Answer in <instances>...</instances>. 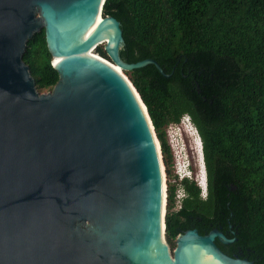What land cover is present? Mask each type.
<instances>
[{
	"label": "water",
	"instance_id": "water-1",
	"mask_svg": "<svg viewBox=\"0 0 264 264\" xmlns=\"http://www.w3.org/2000/svg\"><path fill=\"white\" fill-rule=\"evenodd\" d=\"M103 1L0 0V264H254L222 252L215 240L233 239L217 228L184 230L170 248L165 193L159 239V144L134 87L95 47L121 72H162L120 59ZM40 30L57 73L43 93L22 61Z\"/></svg>",
	"mask_w": 264,
	"mask_h": 264
},
{
	"label": "trees",
	"instance_id": "trees-1",
	"mask_svg": "<svg viewBox=\"0 0 264 264\" xmlns=\"http://www.w3.org/2000/svg\"><path fill=\"white\" fill-rule=\"evenodd\" d=\"M100 13L119 22L122 61L160 67L123 73L145 106L165 174L168 124L188 115L201 142L205 197L181 178L184 197L172 210L175 186L166 181V243L172 248L187 229L217 228L233 239L215 240L222 252L249 249L248 258L264 264V0H104ZM95 50L107 58L101 46ZM22 61L36 91H49L57 73L42 30L27 39Z\"/></svg>",
	"mask_w": 264,
	"mask_h": 264
},
{
	"label": "rangeland",
	"instance_id": "rangeland-1",
	"mask_svg": "<svg viewBox=\"0 0 264 264\" xmlns=\"http://www.w3.org/2000/svg\"><path fill=\"white\" fill-rule=\"evenodd\" d=\"M105 59L108 60L107 58ZM123 75L126 77L124 73ZM43 92L46 91H42V93ZM163 132L169 158V175L165 174L164 168H166V166L163 164L165 185L167 181V184H174L175 190H179V187L176 186L177 180L179 179V173L191 176L192 180L202 179V166L197 143V135L196 132H194L192 125H189L188 122L182 119L178 123H171V127H166V130L164 129ZM161 162L163 163L162 156ZM181 167L184 168L183 171H180ZM168 246L170 247L169 244Z\"/></svg>",
	"mask_w": 264,
	"mask_h": 264
},
{
	"label": "bare ground",
	"instance_id": "bare-ground-1",
	"mask_svg": "<svg viewBox=\"0 0 264 264\" xmlns=\"http://www.w3.org/2000/svg\"><path fill=\"white\" fill-rule=\"evenodd\" d=\"M100 21V16H96L95 19H94V22L91 24V27H89V29L86 31V34L88 32H90L94 26ZM114 33V30H113V27L111 24L108 23V25L104 26V28L102 29V31L100 32V37H98V40L99 42L101 41V38L102 37H109V38H112V34ZM112 40V39H111ZM110 46H113V40L110 41ZM113 70L117 71V72H120L122 74V72L119 70V68L117 67V65H115L114 63L110 62L109 60H106L104 57L102 58ZM54 61V60H53ZM160 168L162 169L163 168V163L161 162L160 163ZM163 177H162V181H163V184H162V190H163V187H164V172L162 173ZM164 191V190H163ZM162 191V200H161V204H160V214H159V219H160V216L164 210V193ZM161 238V219L159 220V239Z\"/></svg>",
	"mask_w": 264,
	"mask_h": 264
},
{
	"label": "built area",
	"instance_id": "built-area-1",
	"mask_svg": "<svg viewBox=\"0 0 264 264\" xmlns=\"http://www.w3.org/2000/svg\"><path fill=\"white\" fill-rule=\"evenodd\" d=\"M183 119L186 122H188L189 125H192L191 122H190V120H189V118L187 116H184ZM166 127L167 128H170L171 127V124H168ZM193 129H194V127H193ZM165 130H166V128H165ZM194 132H196L195 129H194ZM201 166H202L201 167V171L203 172L204 171V167H203L202 160H201ZM178 176H179V178H181L183 176V173H179ZM199 180H201V181H199ZM195 184L199 188V195L203 198L205 196V181L203 179H197V180H195ZM183 197H184V194H183V191H182V189L180 187H179V190L178 189L174 190V203H173L172 210L179 209L180 204H181V199Z\"/></svg>",
	"mask_w": 264,
	"mask_h": 264
},
{
	"label": "flooded vegetation",
	"instance_id": "flooded-vegetation-1",
	"mask_svg": "<svg viewBox=\"0 0 264 264\" xmlns=\"http://www.w3.org/2000/svg\"><path fill=\"white\" fill-rule=\"evenodd\" d=\"M178 181V180H177ZM200 196V195H199ZM201 197V196H200ZM205 197V196H204ZM203 197V198H204ZM202 198V197H201ZM227 228L228 229H230V228H232V226L230 225V227L229 226H227ZM212 229V228H211ZM230 231V233L231 234H234L235 233V231H234V229H233V231L232 230H229ZM220 243V242H219ZM220 244H222V243H220ZM228 244H230V243H228ZM228 244H223V245H228ZM228 251L230 252V256H235V257H239V258H245V259H247V260H250V261H252V259H250V258H248L251 254H253L252 252H251V250H249V249H246V251L245 252H243V251H241L238 247L237 248H234V249H228ZM246 253V254H245ZM226 254V253H225Z\"/></svg>",
	"mask_w": 264,
	"mask_h": 264
},
{
	"label": "clouds",
	"instance_id": "clouds-1",
	"mask_svg": "<svg viewBox=\"0 0 264 264\" xmlns=\"http://www.w3.org/2000/svg\"><path fill=\"white\" fill-rule=\"evenodd\" d=\"M184 116H187L188 117V115H186V114H183L182 116H181V118H180V120H182L183 119V117ZM180 122V121H179ZM171 124V123H170ZM196 135H197V133H196ZM197 143H198V148H199V155H200V158H201V160H202V155H201V142H200V139H199V137H198V135H197ZM184 170V168L183 167H181V169H180V171H183ZM202 175H203V180L205 179V176H204V171L202 172ZM181 178H188V179H191L192 180V177L191 176H187V175H183ZM181 178H179V179H181ZM178 179V180H179ZM194 181L196 180V179H193ZM205 181V180H204Z\"/></svg>",
	"mask_w": 264,
	"mask_h": 264
}]
</instances>
